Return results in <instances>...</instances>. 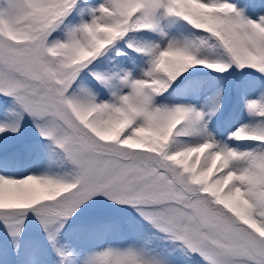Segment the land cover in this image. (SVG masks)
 <instances>
[{
  "label": "snow or ice",
  "instance_id": "obj_1",
  "mask_svg": "<svg viewBox=\"0 0 264 264\" xmlns=\"http://www.w3.org/2000/svg\"><path fill=\"white\" fill-rule=\"evenodd\" d=\"M0 264H264V0H0Z\"/></svg>",
  "mask_w": 264,
  "mask_h": 264
}]
</instances>
